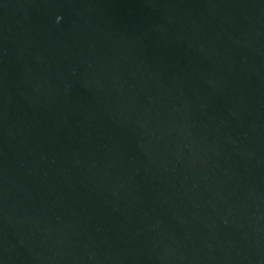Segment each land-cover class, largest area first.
<instances>
[{"label":"water","instance_id":"water-1","mask_svg":"<svg viewBox=\"0 0 264 264\" xmlns=\"http://www.w3.org/2000/svg\"><path fill=\"white\" fill-rule=\"evenodd\" d=\"M0 264H264V0H0Z\"/></svg>","mask_w":264,"mask_h":264}]
</instances>
